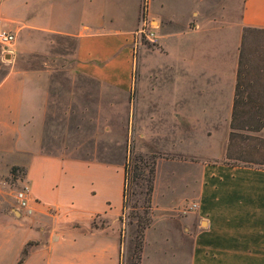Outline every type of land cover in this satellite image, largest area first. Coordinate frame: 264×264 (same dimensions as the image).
Returning <instances> with one entry per match:
<instances>
[{
  "label": "crops",
  "instance_id": "obj_1",
  "mask_svg": "<svg viewBox=\"0 0 264 264\" xmlns=\"http://www.w3.org/2000/svg\"><path fill=\"white\" fill-rule=\"evenodd\" d=\"M123 1L0 0V28L74 39L75 76L127 96L134 84L131 28L136 27L141 0H136L135 22L129 29L113 24ZM243 28L264 30V0H242L239 24L208 31L205 41L193 42L196 28L181 33L178 50L191 46V55L177 56L180 65L171 83L152 92L157 96L154 107L176 113V120L184 118L189 128L198 124L200 113L224 112L229 122ZM218 37L228 43L225 54L215 49ZM172 83L173 99L161 100V89ZM54 95L50 75L43 71H12L0 82V130L11 138L9 148L0 147V191L12 167L24 169L28 187V206L18 212L20 231L1 235L0 246L11 254L8 264H17L24 249L27 255L21 264H119L123 181L118 187L120 204L111 214V186L103 183L109 169L104 163L45 149ZM129 105L133 109L137 104ZM209 120L212 127L214 117ZM7 155L11 161L4 160ZM159 162L180 163L175 158L157 159L156 178ZM204 167L206 178L195 191L197 209L183 217L176 213L180 202L155 215L154 185V216L144 233V248L161 219L167 230L162 242L168 249L184 252L188 240L187 264H264V169Z\"/></svg>",
  "mask_w": 264,
  "mask_h": 264
},
{
  "label": "rangeland",
  "instance_id": "obj_2",
  "mask_svg": "<svg viewBox=\"0 0 264 264\" xmlns=\"http://www.w3.org/2000/svg\"><path fill=\"white\" fill-rule=\"evenodd\" d=\"M122 3L123 9L114 12L113 24L129 29L135 22L136 0ZM241 3L242 0H148L145 17L156 31L158 42L156 46H150L147 42H142L138 47L131 44L134 84L127 96L75 76L74 39L36 31L13 32L16 36L13 53H3L0 48V82L12 71H43L50 75V83L57 95L53 97L50 124L45 130V149L104 163V167L109 169V172H105L103 183L111 186V214L116 212L121 201L118 187L123 181V164L129 156L131 166L137 164L142 168L139 172H143V177L148 169L145 161H150L154 156L155 170L157 159L179 160L180 163L157 164L154 202L157 216L170 204L180 202L176 213L183 217L197 209L199 199L195 191L202 179L206 178L204 166L222 167L229 164L264 169V130L259 133L236 131L238 136L227 145L230 131L227 113H200L198 124L189 128L184 118L176 120V113L154 107L157 96L152 93L159 89L160 84L165 86L171 83L170 76L175 74L176 65H180L178 57L191 55V46L183 51L185 54L178 50L177 38H181V33L196 28L198 34L193 42L199 43L208 31L235 27L239 24ZM143 4L141 0L136 27L131 28L133 32L140 26ZM227 34L231 32L223 35ZM216 43L217 51L224 54L228 51L227 42L218 37ZM260 46L264 47V35L251 34L246 37L245 50L249 60ZM231 53L233 55V50ZM5 54L10 57L5 58ZM175 92L176 85L172 83L161 89L160 99H173ZM129 101L137 105L132 109ZM212 117L215 124L211 127L209 118ZM145 133L147 135L144 137ZM10 143L11 138L0 130V147L9 148ZM225 152H228L230 159L225 158ZM11 159L8 155L4 158L6 161ZM2 167L3 161H0V169ZM23 171L20 168L15 176L9 175L5 179L6 184L1 187L0 237L7 232L20 231L22 219L18 217V212L21 208L15 195L27 185ZM210 176L215 177V174ZM220 177L227 178L224 174ZM130 191L125 213L120 215L122 237L119 264H130L132 261L137 220L144 215L145 181L141 178L132 182ZM152 196L147 211L150 225L154 216ZM192 205L196 207L191 208ZM164 229L160 219L156 229L149 233L145 248L143 245L141 264L188 263V240L184 242V252L177 249L172 251L168 249V244L162 242L167 234ZM10 258V252L0 246V264H8Z\"/></svg>",
  "mask_w": 264,
  "mask_h": 264
},
{
  "label": "trees",
  "instance_id": "obj_3",
  "mask_svg": "<svg viewBox=\"0 0 264 264\" xmlns=\"http://www.w3.org/2000/svg\"><path fill=\"white\" fill-rule=\"evenodd\" d=\"M251 34L264 35V30L243 28L241 32L240 42L237 49L235 85L228 124L230 131L228 133L227 145L234 137L238 136L236 131L259 133L264 130V47L260 46V49L258 48L256 50L253 58H250L249 60L245 46L246 37ZM225 158L230 159L228 152H225ZM145 164V167L148 168L145 177H143V172H139V170L142 169L140 166L137 164L131 166L130 156L123 164L122 214L125 213L127 207L128 194H131L130 184L141 178L145 181L144 206H142L144 209V215L137 220L138 229L130 264H141L144 233L150 226L147 211L150 208L149 204L155 184V156L152 157L150 161H145ZM18 170H20L19 167H12L10 175L15 176V173ZM119 220H121V216L119 217ZM26 255L27 249H24L23 255L17 264H21Z\"/></svg>",
  "mask_w": 264,
  "mask_h": 264
},
{
  "label": "built area",
  "instance_id": "obj_4",
  "mask_svg": "<svg viewBox=\"0 0 264 264\" xmlns=\"http://www.w3.org/2000/svg\"><path fill=\"white\" fill-rule=\"evenodd\" d=\"M144 4L142 7V13L140 17V26L132 34L133 45L138 47L142 45V42H147L150 46H156L158 42V37L156 31L152 28L151 24L145 17V12L147 10L148 0H143ZM16 40V36L13 32L0 28V48L3 53H13L12 47ZM28 187L25 186L18 191L15 195V200L21 209H25L28 206ZM192 205L191 208H195Z\"/></svg>",
  "mask_w": 264,
  "mask_h": 264
},
{
  "label": "water",
  "instance_id": "obj_5",
  "mask_svg": "<svg viewBox=\"0 0 264 264\" xmlns=\"http://www.w3.org/2000/svg\"><path fill=\"white\" fill-rule=\"evenodd\" d=\"M4 57H5V58H9L10 56L5 54V56H4Z\"/></svg>",
  "mask_w": 264,
  "mask_h": 264
}]
</instances>
